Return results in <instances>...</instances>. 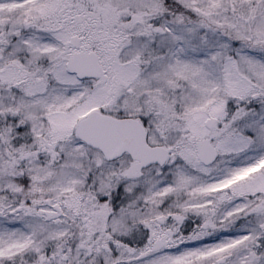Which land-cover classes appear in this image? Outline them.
<instances>
[{
	"label": "snow or ice",
	"instance_id": "6c2138e0",
	"mask_svg": "<svg viewBox=\"0 0 264 264\" xmlns=\"http://www.w3.org/2000/svg\"><path fill=\"white\" fill-rule=\"evenodd\" d=\"M0 264H264V0H0Z\"/></svg>",
	"mask_w": 264,
	"mask_h": 264
}]
</instances>
